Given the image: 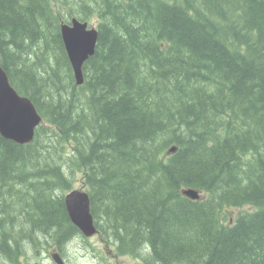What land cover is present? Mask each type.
I'll return each instance as SVG.
<instances>
[{
    "label": "trees",
    "instance_id": "trees-1",
    "mask_svg": "<svg viewBox=\"0 0 264 264\" xmlns=\"http://www.w3.org/2000/svg\"><path fill=\"white\" fill-rule=\"evenodd\" d=\"M71 17L96 20L80 84ZM0 65L42 117L31 142L0 134V264L90 244L64 203L78 173L117 255L264 264V0H0Z\"/></svg>",
    "mask_w": 264,
    "mask_h": 264
},
{
    "label": "water",
    "instance_id": "water-1",
    "mask_svg": "<svg viewBox=\"0 0 264 264\" xmlns=\"http://www.w3.org/2000/svg\"><path fill=\"white\" fill-rule=\"evenodd\" d=\"M63 44L73 69L76 82L82 83V65L93 54L97 40V30L88 28V23L72 18L69 23L60 25ZM42 118L33 102L17 92L11 85L5 70L0 65V134L17 143L31 142L35 128ZM170 151L175 150L172 146ZM182 193L191 199H198L199 192L194 188H185ZM64 202L70 220L86 235L96 233L93 216L90 212L89 195L84 190L72 189L64 196ZM54 261L63 264L58 253L53 254Z\"/></svg>",
    "mask_w": 264,
    "mask_h": 264
},
{
    "label": "rangeland",
    "instance_id": "rangeland-1",
    "mask_svg": "<svg viewBox=\"0 0 264 264\" xmlns=\"http://www.w3.org/2000/svg\"><path fill=\"white\" fill-rule=\"evenodd\" d=\"M89 23L95 26L96 20L92 19ZM81 181V175L79 173L76 174L72 188L84 189ZM244 209H246V207L225 209V217L230 218V216H232L231 220H233L234 216ZM85 242L86 241L77 239L72 245H69V248L66 247V249L64 248L63 251L60 252L66 264H138L136 258L133 256L117 255L113 253L109 250L108 246L105 245V242L101 241L99 236H95L93 239L88 240V243L90 244H85ZM93 246L96 248H93ZM54 251L55 247H52L49 250L40 253L37 257V262L39 263L40 261V264H55L51 257V253ZM27 254H29V252H27ZM31 255L35 254L32 252ZM23 260L24 258H22V261ZM31 260L32 262H36V259H34L33 256L31 257Z\"/></svg>",
    "mask_w": 264,
    "mask_h": 264
},
{
    "label": "bare ground",
    "instance_id": "bare-ground-1",
    "mask_svg": "<svg viewBox=\"0 0 264 264\" xmlns=\"http://www.w3.org/2000/svg\"><path fill=\"white\" fill-rule=\"evenodd\" d=\"M79 21H82L81 19H78ZM42 242V241H41ZM44 247V246H43ZM60 248V247H59ZM41 253H42V250H41ZM111 262V261H110Z\"/></svg>",
    "mask_w": 264,
    "mask_h": 264
}]
</instances>
